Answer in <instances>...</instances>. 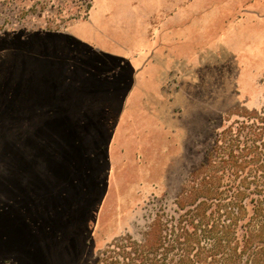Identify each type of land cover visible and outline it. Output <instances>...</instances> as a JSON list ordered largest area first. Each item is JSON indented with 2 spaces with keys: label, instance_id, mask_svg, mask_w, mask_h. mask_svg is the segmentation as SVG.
<instances>
[{
  "label": "rangeland",
  "instance_id": "rangeland-1",
  "mask_svg": "<svg viewBox=\"0 0 264 264\" xmlns=\"http://www.w3.org/2000/svg\"><path fill=\"white\" fill-rule=\"evenodd\" d=\"M194 1L212 17L204 36L195 33L190 37L189 29L185 33L188 0H0V226L11 225V201L20 199L17 182L27 178L28 166L37 173L60 163L66 169L82 170V177L81 171L72 177L74 189L67 192L71 196L68 204L48 202L53 205L50 217L43 222L30 218L40 228L45 223L46 244L43 254L38 245L33 246L28 264H92L99 250L115 238L141 232L159 199L165 194L173 199L189 174L205 160L215 134L244 110L264 108V55H234L227 46L242 52L250 46L244 41L235 47L234 32L224 40L221 37L227 22L251 16L256 10L262 16L264 0ZM177 2L182 6L179 25L183 24L184 32L179 33L178 46L172 47V26L177 25L173 24L177 19L172 21V9ZM72 17L78 19L70 20ZM247 19L243 28L252 32L248 38H253L259 22ZM56 29L95 50L117 55L120 59L108 61L104 76H121L123 68L127 70L120 79L113 77L114 86L90 89L94 96L87 97L90 102L84 112L88 123L93 122L85 128H43L41 119L26 113L55 110L57 103L49 99L36 103L29 96L31 102H27L28 85L36 75L45 77L36 73L37 64L29 65L27 56L42 55V41L49 40L48 34L54 33L49 30ZM142 53L149 57L148 68L143 70L151 74L147 84L157 73L161 83L155 90L158 95L145 97L155 119L154 135L150 141L140 137L146 143L136 149L141 141L134 129L140 118L151 116L138 104L143 97L135 87L136 77H130L127 59ZM186 57L189 61L184 62ZM152 69L156 73H151ZM120 81L124 86L119 96L111 97V89ZM126 104L131 105L125 111ZM72 106L69 104L70 110ZM60 112L63 124H77L71 117L75 114ZM114 129L118 134L111 136ZM125 130L130 131L128 137H124ZM149 131L141 129L142 136ZM109 140L122 144L109 152ZM64 153L69 155L66 161ZM16 170L24 174L16 176ZM55 190L53 193L58 188ZM11 235L10 228L6 233L0 230V264H22L4 256L14 249ZM69 248L71 257L65 255L61 260Z\"/></svg>",
  "mask_w": 264,
  "mask_h": 264
},
{
  "label": "trees",
  "instance_id": "trees-1",
  "mask_svg": "<svg viewBox=\"0 0 264 264\" xmlns=\"http://www.w3.org/2000/svg\"><path fill=\"white\" fill-rule=\"evenodd\" d=\"M90 8L88 5L87 9ZM77 19L72 17L70 20ZM59 30H49L54 33L48 34L49 40L42 41V55L27 56L29 65L37 64L36 73L41 72L45 76L36 75L44 80L36 78L28 85L27 102H31V98L36 103L40 99H49L57 103L55 110L26 113H31L32 119H41L40 127L43 128H85L93 122L88 123V114L84 112L90 102L87 97L89 94L94 96L90 89L114 86L113 77L120 79L127 70L123 68L121 76H104L103 70L109 69L105 68L108 61L120 58L95 50ZM130 77H133L132 68ZM118 85L111 89V97L119 96V89L124 85L121 81ZM69 104L73 105L71 110ZM61 110H66L68 115L75 114L71 117L77 119V124H63ZM91 112L95 114L94 108ZM63 155L66 161L69 155ZM59 165L40 173L28 166L25 169L27 178H19L20 199L11 201V225L0 226L3 233L10 228V240L17 250L4 254L5 257L25 250L32 261L31 252L35 245L43 254L45 223L40 228L29 220L32 225L30 242L23 248L18 246L16 227L20 222L25 223L22 217H26L28 212L34 220L39 218L43 222L50 217L51 206L68 204L71 196L67 192L74 189L71 188L72 177L78 171H81V176L82 170ZM21 170H16L13 175H23ZM47 177L49 180H45ZM54 188H58L55 193ZM152 211L141 232L115 238L99 250L92 264H264V108L244 110L238 119L216 133L205 160L189 174L178 194L170 200L165 194ZM23 212L25 216H21ZM69 254L70 248L66 249L61 260L65 255L71 257Z\"/></svg>",
  "mask_w": 264,
  "mask_h": 264
},
{
  "label": "crops",
  "instance_id": "crops-1",
  "mask_svg": "<svg viewBox=\"0 0 264 264\" xmlns=\"http://www.w3.org/2000/svg\"><path fill=\"white\" fill-rule=\"evenodd\" d=\"M187 6H188V12H187L188 15L186 18L187 27H185L186 28L185 33L187 34V30L189 29L190 37L194 36L195 33L199 36L200 35L204 36V34H205L204 28H205V25H207V26L210 25V18H212L211 15L205 14L206 13L205 8H203V9L198 8L196 6L194 0H188ZM181 7L182 6H180V3L177 2L176 7L174 9H172V11H173L172 21L174 19H177L176 22H173L174 25H176V24L177 25L172 26V29H173L172 41H171L172 47L178 46L179 39H180L179 33L182 31V28H180V27H183V24L179 25V21H180L179 20V16H180L179 12H180ZM251 13H252L251 16L249 14H246V16L242 17L241 19L239 18L237 20L227 22L226 26H224V28L221 32V37L224 40L226 37H228L230 35V33L234 32L235 33V39H234L235 47L237 45L238 46L241 45V43L244 41L246 42L245 43L246 46H248V47L250 46L249 49L244 50L243 52H242V50H239L236 48H231L230 46H227L234 55H238V53L250 52V53L255 54V55L257 54L258 58H261L264 55V34H263V31H261V30H264V24L262 23L264 20V14L262 16L258 15V14H261L259 12V10H256V11L251 12ZM201 15H202V17H201ZM248 17H249V19H247ZM245 19H247V20L254 19L253 22H255V23L259 22L258 26L260 27V29H258L256 36H254V34H253V38H248L250 35H252V32H249L246 29L244 30V28H243V25L245 24V22H243V21ZM182 32H184V31H182ZM219 45H221V44L219 43ZM103 51L107 52V50H104V49H103ZM174 55H175V53H174ZM176 57H178V56H176ZM172 58H173V56H172ZM148 59H149V57L144 53L139 54L138 57L133 58V60L127 59V62L130 64V67L133 70V76L136 77L135 78V80H136L135 87L140 91L141 97H143L141 100L139 99L140 102H138V104H139V106H141V109L144 111L146 116L148 114L151 116V118H149L148 120L140 118V121L138 122L139 124L134 129V134L137 135L138 141H141L140 144H138V146L136 147V149H138L142 144L146 143V141H150V138H151L150 136L154 135V130L156 128L155 127V119L150 112L151 109L148 108V106H149V104L147 103L148 100L145 101V99H146L145 97H148L151 95L152 96L158 95V93L155 92V90H156V87L161 83V81L159 80V76L161 74L157 73L156 77L152 78L149 85L147 84V82L151 78V74L145 73V71H143V70L148 68V64H149ZM187 61H189V58L186 57V59H184V62H187ZM177 62H178V60H177ZM141 72H143V74H140ZM151 73H156V72H154V70L152 69ZM137 79H138V83H137ZM147 85H148V88L146 89ZM133 96L134 95H133V91H132L129 94L128 103L132 104ZM131 104H126L125 111L130 108ZM136 107H137V105H136ZM118 129H120V128H118ZM118 129L113 130L111 136L118 134V132H117ZM141 129H144V130L150 129V131L147 132L146 136H142ZM125 133L127 135H125L124 137H128L130 135L129 130H125ZM140 137H145L146 141L143 142V139L140 140ZM109 144L111 145L109 148V152H110V151L118 150L117 146L122 144V143L115 144V141L111 142L109 140ZM24 212L21 214V216H25ZM30 218H32V217H30V213L28 212L26 217H22V219L25 220V223L20 222L16 227V232L18 231V233H19L18 234V237H19L18 246H20L22 248L29 246L30 237H31L30 231L32 232V225L29 223ZM12 257L17 262H20L22 264H28L30 261L29 260L30 255L25 250H23L21 252H14L12 254Z\"/></svg>",
  "mask_w": 264,
  "mask_h": 264
}]
</instances>
